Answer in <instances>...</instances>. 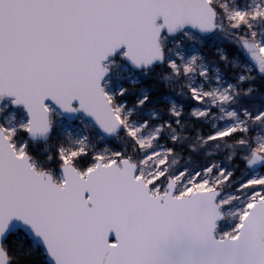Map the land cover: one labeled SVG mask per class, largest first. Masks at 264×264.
Segmentation results:
<instances>
[{"label": "snow or ice", "instance_id": "obj_1", "mask_svg": "<svg viewBox=\"0 0 264 264\" xmlns=\"http://www.w3.org/2000/svg\"><path fill=\"white\" fill-rule=\"evenodd\" d=\"M218 11L216 0H0V99L23 107L26 119L19 128L29 136L50 131V99L61 111L82 110L107 133L123 127L147 151L160 129L142 137L147 122L129 126L123 106L103 86L106 61L123 47L121 57L136 67L163 62L165 29L173 33L191 26L211 32L219 27ZM228 19L233 28L251 29L252 21L264 19V3L233 10ZM251 35V42L242 37L243 46L264 72V41ZM168 64L179 72L175 61ZM190 71L191 63L184 64L183 72ZM190 91L198 103L211 95ZM215 95L220 103L231 100L227 90ZM254 119H264V112ZM237 131L246 129L229 126L208 140ZM16 134V128L0 124V264L11 259L3 241L13 221L31 229L53 264H264V176L239 186L248 192L247 200L236 210L234 225L218 232L228 201L217 200L221 181L207 178L213 167L186 181L187 172L181 171L163 186L167 157L160 152H148L138 162L122 152L95 153L82 165L87 152L81 146L58 150L57 177L33 163ZM260 160L264 144L247 162ZM149 161L156 168L146 175ZM219 175L227 180L232 173Z\"/></svg>", "mask_w": 264, "mask_h": 264}, {"label": "rangeland", "instance_id": "obj_2", "mask_svg": "<svg viewBox=\"0 0 264 264\" xmlns=\"http://www.w3.org/2000/svg\"><path fill=\"white\" fill-rule=\"evenodd\" d=\"M260 3H264V0H216L221 16L217 17L219 27L215 30L201 32L188 27L174 33L164 30L160 38L163 62L134 68L121 57L122 49L108 58L106 63L109 71L102 83L109 93L115 95L116 102L123 106L129 126L138 127L147 122L140 133L142 137H151L160 129L157 139L147 151L142 150L123 127L112 135H104L82 114L77 113L74 118L66 119L51 106L52 124L48 136L53 128L58 129L62 136L60 145L54 147L57 154L60 148L72 150L83 146L87 152L84 158H90L95 153L111 156L114 152L123 153L129 148L128 143L134 141L141 155L137 158L125 155L134 161L143 160L148 152L166 155L167 172L161 182L163 186L181 171L186 170V181L194 172L213 167L207 178L212 183L221 181L217 185V200L228 201L223 208V217L218 221L217 231L230 229L236 222V210L244 205L248 197L247 191L238 190L239 186L250 177L264 176V160L252 165L247 162L252 150L264 144V119H254L258 113L264 112V77L259 79L255 60L242 42V37L251 42L252 32L256 33V41H264V19L252 21L251 29L246 26L237 29L231 26L228 13L254 9ZM192 57L196 58L194 62ZM170 60L177 63L179 72L169 67ZM188 63H191L192 71L184 73L183 65ZM190 88L211 95L198 103L192 98ZM122 89L125 90L123 95L120 94ZM225 90L231 100L227 103L216 101L215 93L223 94ZM145 96L148 97L147 101L143 105L139 104L138 101ZM194 110L203 111L205 115L198 117L193 114ZM174 112L180 115L177 117ZM230 112L235 115L229 116ZM25 119L26 114L21 106L13 105L8 97L0 99V124L16 128V141L26 143L27 149L32 146L33 149H28V152L30 150L32 156H41L43 159L41 148L45 146L46 139H31L20 129L19 125ZM238 124L246 131H237L219 140H208L216 131ZM124 135L128 136L129 142L123 140ZM242 161L245 162V169L237 175ZM35 164L42 168L40 163ZM155 168L156 162L149 161L144 166V172L150 174ZM42 169L57 177L61 171L59 167L55 172L47 167ZM221 171L224 175L228 172L232 175L223 180L219 175ZM182 187V183L176 185L177 190ZM232 197L236 199H230ZM32 245L33 249L37 246L33 241ZM41 250L44 254V250ZM43 260L44 264H50L45 257Z\"/></svg>", "mask_w": 264, "mask_h": 264}, {"label": "trees", "instance_id": "obj_3", "mask_svg": "<svg viewBox=\"0 0 264 264\" xmlns=\"http://www.w3.org/2000/svg\"><path fill=\"white\" fill-rule=\"evenodd\" d=\"M218 17L220 18L221 12L220 9L218 8ZM261 80L262 78L259 77ZM23 137H24V132ZM61 133L58 131V129L53 128L50 132V135L48 136L46 143L48 146H43L41 148L43 159L45 158L46 160H43L41 156L37 155H31L30 150H29V155L32 157L33 160H35L37 164H39L42 168H50L51 171L55 172L57 171L60 161L58 159V154L55 151L54 147H57L61 143ZM123 140H127L129 142V138L127 135H124ZM32 143H30L31 145ZM29 145V146H30ZM28 146V147H29ZM53 148H52V147ZM32 147V146H31ZM29 147L28 149H30ZM128 149L123 151L124 155H131L134 156L135 158L139 157L141 155L139 148L134 144V141L128 143ZM33 148H31L32 150ZM204 152V151H201ZM196 153V152H195ZM232 153H234L232 151ZM48 157V158H47ZM49 162L46 164V162ZM90 162V158H82L81 164L86 165L87 163ZM52 167V168H51ZM245 169V162L242 161L240 167H238L237 172L239 175L241 171ZM5 246L8 249L9 255L11 257L9 264H44L43 258L45 257L41 248L38 246H35L33 249L32 241L29 239L27 236L22 234V232H11L7 235L5 241H4Z\"/></svg>", "mask_w": 264, "mask_h": 264}, {"label": "water", "instance_id": "obj_4", "mask_svg": "<svg viewBox=\"0 0 264 264\" xmlns=\"http://www.w3.org/2000/svg\"><path fill=\"white\" fill-rule=\"evenodd\" d=\"M192 30H196V31H199L198 29H194L192 28L191 26H186ZM166 30V29H165ZM180 30V29H179ZM167 31V30H166ZM178 31V30H177ZM176 32V31H175ZM174 33V32H173ZM123 51L125 50L123 47L121 48ZM250 55V53H249ZM251 56V55H250ZM252 58V57H251ZM125 60L134 68H141V67H136L135 65H133L127 58H125ZM256 65L258 66L257 62L255 61ZM260 71V70H259ZM261 72V71H260ZM261 73H264V72H261ZM47 103H49L56 111L60 112L65 118L67 119H72L74 118L75 114L79 113V114H83L84 117L89 120L93 125L94 127L99 131V133L101 134H104V135H112L114 134L116 131L112 132V133H107L105 131H103L98 125L97 123L95 122V120L89 116L88 114H86L85 112H83L82 110L81 111H78V112H64V111H61L55 104L54 102H52L50 99L48 101H46ZM22 107V106H21ZM49 132L46 134V135H36V136H29L31 139H46L47 136H48ZM14 230H20L23 234H25L27 237H29L37 246L41 247L43 250H44V254H45V258L47 259V261L50 263V264H53V261L50 259V257L47 255L45 249H44V246L42 245L40 239L38 237H36L30 228H28L27 226H24L22 224H20V222L18 221H13V223L10 225L9 229H8V232H7V235L14 231ZM6 235V237H7ZM5 237V238H6ZM4 238V240H5ZM110 238H113L114 239V236H111Z\"/></svg>", "mask_w": 264, "mask_h": 264}, {"label": "flooded vegetation", "instance_id": "obj_5", "mask_svg": "<svg viewBox=\"0 0 264 264\" xmlns=\"http://www.w3.org/2000/svg\"><path fill=\"white\" fill-rule=\"evenodd\" d=\"M218 17V16H217ZM256 72L258 73V75L260 76V77H264V73H261L260 71H259V67L257 66L256 67Z\"/></svg>", "mask_w": 264, "mask_h": 264}]
</instances>
